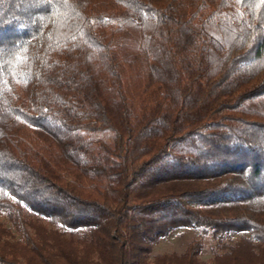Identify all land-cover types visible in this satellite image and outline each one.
<instances>
[{"label": "trees", "instance_id": "obj_1", "mask_svg": "<svg viewBox=\"0 0 264 264\" xmlns=\"http://www.w3.org/2000/svg\"><path fill=\"white\" fill-rule=\"evenodd\" d=\"M0 213V264H264V0H0Z\"/></svg>", "mask_w": 264, "mask_h": 264}, {"label": "rangeland", "instance_id": "obj_2", "mask_svg": "<svg viewBox=\"0 0 264 264\" xmlns=\"http://www.w3.org/2000/svg\"><path fill=\"white\" fill-rule=\"evenodd\" d=\"M0 223H4L8 227L10 226L1 213ZM201 234L202 232L200 230L186 228L173 230L166 237L160 239L156 244L153 245L151 257L160 254H182L185 251L188 243L199 238ZM241 235L242 234L239 233H231L224 238L223 243L219 244L220 242L215 240L211 233L206 234L205 246L200 255L201 260L211 261L215 255V252H222L224 250L223 245L232 244Z\"/></svg>", "mask_w": 264, "mask_h": 264}]
</instances>
